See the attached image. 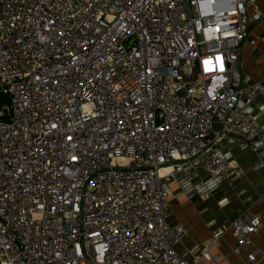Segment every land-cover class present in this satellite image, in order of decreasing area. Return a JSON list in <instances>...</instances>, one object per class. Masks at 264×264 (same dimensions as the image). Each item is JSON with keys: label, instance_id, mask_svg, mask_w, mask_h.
Returning a JSON list of instances; mask_svg holds the SVG:
<instances>
[{"label": "built area", "instance_id": "2783aa9c", "mask_svg": "<svg viewBox=\"0 0 264 264\" xmlns=\"http://www.w3.org/2000/svg\"><path fill=\"white\" fill-rule=\"evenodd\" d=\"M247 0H0V264H202L164 215L163 178L230 169L207 140L260 128L231 76ZM256 216L232 224L240 264ZM204 259L210 255L201 252Z\"/></svg>", "mask_w": 264, "mask_h": 264}, {"label": "crops", "instance_id": "0c3cea01", "mask_svg": "<svg viewBox=\"0 0 264 264\" xmlns=\"http://www.w3.org/2000/svg\"><path fill=\"white\" fill-rule=\"evenodd\" d=\"M257 7L262 15L250 21L241 43L236 71L231 76L235 88H251L254 96L246 110L260 128V135L247 141L236 134L222 135L225 115L219 110L207 140L228 163L224 174L211 176L202 168V156L194 159V168L174 179L163 178L167 191L164 215L172 226H181L184 234L176 251L191 262L202 264H240L244 253L236 251L233 222L242 216H256L260 228L252 236L251 248L264 251V0H247L249 12ZM201 252L210 255L204 259Z\"/></svg>", "mask_w": 264, "mask_h": 264}]
</instances>
